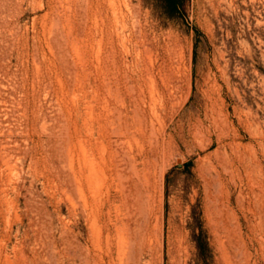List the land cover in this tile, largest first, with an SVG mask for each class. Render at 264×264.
Instances as JSON below:
<instances>
[{
	"label": "rangeland",
	"instance_id": "rangeland-1",
	"mask_svg": "<svg viewBox=\"0 0 264 264\" xmlns=\"http://www.w3.org/2000/svg\"><path fill=\"white\" fill-rule=\"evenodd\" d=\"M165 3L0 0V264H264V0Z\"/></svg>",
	"mask_w": 264,
	"mask_h": 264
},
{
	"label": "trees",
	"instance_id": "trees-1",
	"mask_svg": "<svg viewBox=\"0 0 264 264\" xmlns=\"http://www.w3.org/2000/svg\"><path fill=\"white\" fill-rule=\"evenodd\" d=\"M167 12L171 15L176 14L181 5V0H165Z\"/></svg>",
	"mask_w": 264,
	"mask_h": 264
},
{
	"label": "bare ground",
	"instance_id": "bare-ground-1",
	"mask_svg": "<svg viewBox=\"0 0 264 264\" xmlns=\"http://www.w3.org/2000/svg\"><path fill=\"white\" fill-rule=\"evenodd\" d=\"M113 32V31H112ZM139 32H140V30H139ZM66 35V34H65ZM57 37V36H56ZM56 41V40H55ZM57 42V41H56ZM66 44V43H65ZM108 48V47H107ZM110 54V53H109ZM107 63H110L111 62V60H107L106 61ZM164 67V66H163ZM123 70V69H122ZM171 70V69H170ZM173 70V69H172ZM123 73V72H122ZM124 75V74H123ZM155 75V74H154ZM162 79V78H161ZM127 81V80H126ZM106 83V82H105ZM152 85H153V83H152ZM115 87V86H114ZM113 88V87H112ZM110 90V89H109ZM118 90H121V89H119L118 88ZM123 91V90H122ZM142 91H144V90H142ZM110 93V92H109ZM153 96V95H152ZM150 97H151V94H150ZM153 98V97H152ZM143 100V99H142ZM108 106V105H107ZM100 109V108H99ZM99 115H100V113H99ZM93 116V115H92ZM91 116V117H92ZM97 117V116H96ZM93 119V118H92ZM97 119V118H96ZM140 123V122H139ZM113 124V123H112ZM141 126V125H140ZM126 129V128H125ZM136 131V130H135ZM138 132V131H137ZM118 133V132H117ZM141 133V132H140ZM119 134V133H118ZM114 136H115V134H114ZM122 136V135H121ZM166 137V136H165ZM116 139V138H115ZM105 140V139H104ZM135 140V139H134ZM139 140V139H138ZM115 141V140H114ZM95 142H96V140H95ZM98 142V141H97ZM140 142V141H139ZM82 143V142H81ZM80 143V144H81ZM136 144V143H135ZM139 144V143H138ZM140 146V145H139ZM131 147V146H130ZM118 153V152H117ZM118 157V156H117ZM87 158V157H86ZM133 165V164H132ZM135 165V164H134ZM111 169V168H110ZM134 169V168H133ZM96 171V170H95ZM98 171V170H97ZM92 172H94V170H92ZM101 172V171H100ZM96 173V172H95ZM95 173H93V174H95ZM114 173V172H113ZM99 180V179H98ZM123 189V188H122ZM125 190V189H124ZM143 193V192H142ZM106 195V194H105ZM142 195V194H141ZM103 197V196H102ZM127 207V206H126ZM150 222V221H149ZM149 225V224H148ZM96 227V226H95ZM129 230V229H128ZM140 230V229H139ZM98 232H100V229L98 230ZM136 235V234H135ZM100 236V235H99ZM138 236V235H137ZM110 238V237H109ZM144 241V240H143ZM120 249H118V251H119ZM118 251H117V253H118ZM133 253V252H132ZM135 260V259H134Z\"/></svg>",
	"mask_w": 264,
	"mask_h": 264
}]
</instances>
